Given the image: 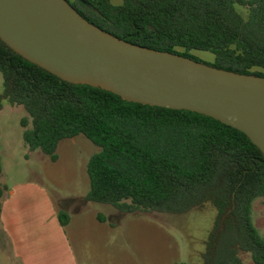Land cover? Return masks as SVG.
Instances as JSON below:
<instances>
[{"label":"trees","instance_id":"trees-1","mask_svg":"<svg viewBox=\"0 0 264 264\" xmlns=\"http://www.w3.org/2000/svg\"><path fill=\"white\" fill-rule=\"evenodd\" d=\"M67 1L120 40L195 61L192 52L210 53L209 66L264 77V0ZM0 75V111L3 101L25 110L22 141L30 152L57 163L60 143L77 136L98 148L86 165L85 201L122 214L183 215L210 204L216 216L201 264H243L240 253L264 264V237L252 216L264 200V155L245 134L205 115L65 82L1 39ZM6 191L0 186V216ZM57 218L62 227L70 221L64 211ZM97 220L107 223L100 214Z\"/></svg>","mask_w":264,"mask_h":264},{"label":"water","instance_id":"water-1","mask_svg":"<svg viewBox=\"0 0 264 264\" xmlns=\"http://www.w3.org/2000/svg\"><path fill=\"white\" fill-rule=\"evenodd\" d=\"M0 39L65 82L218 120L264 155V77L120 40L83 19L67 0H0Z\"/></svg>","mask_w":264,"mask_h":264},{"label":"rangeland","instance_id":"rangeland-1","mask_svg":"<svg viewBox=\"0 0 264 264\" xmlns=\"http://www.w3.org/2000/svg\"><path fill=\"white\" fill-rule=\"evenodd\" d=\"M121 0H112V4ZM243 16L246 12L237 8ZM197 60L211 64L213 56L192 52ZM0 75V95L2 94ZM0 111V186L12 189L16 184L31 182L42 187L56 206L66 208L72 218L68 236L74 243L81 238L98 240L82 252L81 264H201L205 242L213 226L216 210L207 204L203 209L183 215L137 213L122 214L108 205L84 200L89 191L86 165L98 151L83 136L60 143L59 160L50 159L36 150L30 152L22 141L21 120L27 116L20 106L3 101ZM107 223L101 224L97 215ZM253 222L264 237V200L253 205ZM108 241V244L107 242ZM107 250V251H106ZM243 264H254L248 253H240Z\"/></svg>","mask_w":264,"mask_h":264},{"label":"crops","instance_id":"crops-1","mask_svg":"<svg viewBox=\"0 0 264 264\" xmlns=\"http://www.w3.org/2000/svg\"><path fill=\"white\" fill-rule=\"evenodd\" d=\"M121 4L122 0L113 3ZM59 211L70 213L53 204L47 191L38 185L26 182L7 188L0 216V264H81L75 246L88 251L98 240L87 237L74 243L67 232L72 218L69 215L68 225L62 227Z\"/></svg>","mask_w":264,"mask_h":264}]
</instances>
